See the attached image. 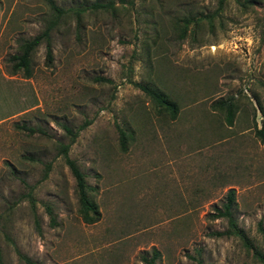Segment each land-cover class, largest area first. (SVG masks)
<instances>
[{"label": "rangeland", "instance_id": "obj_1", "mask_svg": "<svg viewBox=\"0 0 264 264\" xmlns=\"http://www.w3.org/2000/svg\"><path fill=\"white\" fill-rule=\"evenodd\" d=\"M54 2L59 13L0 0V264H145L152 248L153 264H260L217 233L215 208L233 188L236 224L264 252V0ZM52 19L51 59L42 39L26 76L12 55ZM139 84L174 100L175 117ZM220 99L236 105L231 124ZM63 125L91 222L59 153Z\"/></svg>", "mask_w": 264, "mask_h": 264}, {"label": "trees", "instance_id": "obj_2", "mask_svg": "<svg viewBox=\"0 0 264 264\" xmlns=\"http://www.w3.org/2000/svg\"><path fill=\"white\" fill-rule=\"evenodd\" d=\"M46 3L50 6L51 9L59 13L61 9L55 4L54 0H45ZM219 3H221V0H218ZM202 17L211 18L212 14H204L201 15ZM189 18H184L182 23L181 31L178 33L179 37H183L185 29L189 23ZM55 20L52 19L47 22L45 27L42 31L39 33H36L35 35L22 39L20 42V51L17 54L12 55L13 58L16 59L14 62L15 68L22 67L26 71V76L29 74V67H28V55L32 48L37 45L42 39L45 40V57L47 61H50L51 59V48L49 43V36L48 32L49 29L54 25ZM139 87L146 91L150 96L158 103V105L165 110L168 111V114L170 118H174L178 106L174 100L169 98L166 93H164L161 90H158L156 88H151L146 85L139 84ZM217 109L224 110L225 112V120L227 124H231L232 118L235 112L236 105L234 102H232L230 99L224 100L220 99L217 101V105H215ZM257 107L261 111L262 116L264 117V110L262 109L261 105L257 103ZM89 121H84L81 123L77 129L82 128L85 124H87ZM19 128L26 129L28 131H33V128L20 124L18 125ZM64 130L70 134L69 141L66 143H59V153L62 155L64 162L68 166L74 181H75V188H76V194L77 199L79 202V211L81 213L82 218L86 222H91L95 220L98 216V211L96 204L91 200L90 196L87 193V189L89 186L86 184L84 175L82 171L78 168L77 164L74 162L73 159H71L67 155V149L69 147V144L73 140L75 136V132H72L68 126L63 125ZM118 134H119V142L122 148L126 145V132L119 126H117ZM256 132L261 136L262 139H264V131L262 127H259L256 129ZM48 168V165L46 166ZM45 173V172H44ZM233 188H229L226 192V198L221 206L215 208V216H225L227 219V227L222 230L218 231V234H225V235H235L238 237V239L241 240L242 244L246 248H251L253 257L260 263L264 264V252L260 251L256 247L252 246L251 241L249 238L245 235L243 230L237 226L236 221L234 219V216L232 215V202H233ZM45 210L49 214V219L51 222H54V216L51 213V210L48 205L45 206ZM258 231H260L261 237L264 240V227L260 224V222L257 225ZM159 255V252L157 249L152 248L151 249V255L149 257H146L145 255H142L141 258L145 264H153L155 258ZM22 256V255H21ZM24 258V257H23ZM27 262H30L28 258H24ZM196 264H201L200 259L196 258Z\"/></svg>", "mask_w": 264, "mask_h": 264}]
</instances>
